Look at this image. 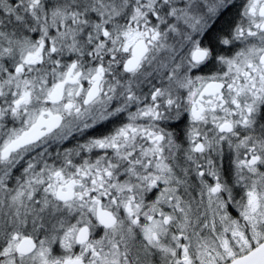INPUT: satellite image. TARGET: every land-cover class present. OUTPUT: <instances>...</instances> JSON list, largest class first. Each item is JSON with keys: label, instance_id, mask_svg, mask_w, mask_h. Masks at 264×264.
<instances>
[{"label": "snow or ice", "instance_id": "obj_1", "mask_svg": "<svg viewBox=\"0 0 264 264\" xmlns=\"http://www.w3.org/2000/svg\"><path fill=\"white\" fill-rule=\"evenodd\" d=\"M121 8L135 28H113L112 19ZM241 14L249 18L247 29L237 23ZM254 28L264 33V0H248L246 6L237 0H124L110 10L104 0H0V72L8 77L0 80V96L5 86L15 85L9 103L12 116H18L32 102L35 87L23 74L50 61L53 80L44 89L46 101L56 104L68 95L64 110L79 116L82 110L72 97L83 94L84 104L90 105L101 95L108 71L103 61L109 54L115 59V50L108 47L116 43L109 39L113 31L126 38L125 51L131 48L123 68L135 73L153 46L175 50L169 37H199L191 55L200 62L219 33L234 29L237 37L255 38ZM260 38L264 42V35ZM64 51L70 54L64 57ZM81 57L94 58L87 76ZM219 58L236 72L228 85L232 106H225L224 85L216 81L193 101V121H204L206 112L217 109L225 115L212 117L218 130L214 138L201 139L196 129L189 132L188 166L174 165L164 154L163 130L134 123L138 116L159 117L151 105L138 112L113 105L114 112L98 117L105 124L85 123L90 132L76 149L95 159L85 155L73 165L76 149H65L64 164L75 169L70 175L46 159V150L34 157L27 151L61 126L59 111L41 108L29 115L26 127L12 128L0 141V264H130L128 240L135 237L143 253L141 264H264V132L252 131L257 113L264 114V47L251 45L235 57ZM39 79L42 86L49 84ZM128 85L127 100H138L132 81ZM165 91L153 87L151 100L158 101ZM205 95L213 98L204 102ZM245 96L250 99L242 100ZM5 114L0 107V119ZM140 134L147 144L137 153ZM173 144L169 140V147ZM213 149L215 155L203 160L193 155ZM112 154L124 163L108 159ZM104 197L126 220L104 204ZM85 211L91 219H85Z\"/></svg>", "mask_w": 264, "mask_h": 264}, {"label": "clouds", "instance_id": "obj_2", "mask_svg": "<svg viewBox=\"0 0 264 264\" xmlns=\"http://www.w3.org/2000/svg\"><path fill=\"white\" fill-rule=\"evenodd\" d=\"M124 0H104V3L109 6V10L112 5L120 7ZM131 3V0H129ZM238 4L243 3L245 6L248 0H237ZM243 13V8H241ZM257 21L260 18L256 17ZM237 23L242 24L247 29L249 24V18L241 14L237 18ZM113 28L119 25L121 29H126L129 24L135 28L136 24L131 22L128 18V13L125 9L121 8L119 16H114L112 19ZM141 31L144 30L143 22L140 25ZM254 31L258 32L255 38H250L246 34L243 37H237L235 30L221 32L216 37L214 47L209 51L208 57L204 61H195L192 59V49L194 47L195 39L199 37H193L192 40L184 39L181 36H175L173 39L169 37L168 43L175 46V50L161 49L153 46L148 53L143 65L139 71L135 73L127 72L123 68V64L131 57V48L128 51L124 50V43L126 38L119 32L113 31V35L109 38L115 40V44H109V48L115 50V59L109 54L103 61L105 64L106 72L103 83L102 93L93 104H84V95L73 96L77 103V106L81 108L82 112L79 116L73 110L71 113L64 110L63 105L68 102L69 96L65 95L64 99L59 103L52 104L45 99V88L51 86L53 80V64L49 61L43 65L32 66L28 71L23 74V78L33 80L35 87L33 89L32 102L21 108L18 116L13 117L10 111L11 104L9 101L13 98L11 93H16L17 89L15 85L9 87L5 86V95L0 96V107L6 111L5 117L0 119V141L12 128H24L26 127V121L29 119V115L35 116L41 108H52L54 111H59L64 119L59 128L53 130L50 134L40 140L39 144L33 145L32 148L27 151L34 157L37 152L47 151L48 156L46 159H50L52 162L57 163L58 167H63L65 175H70L74 172L73 166L64 164L65 149L74 148L79 144H83L87 139L89 129L84 128L85 123L89 124H105V121L98 119L100 114L109 113L110 110L114 112L113 105L126 107L127 110L132 112H138L144 109L147 105H151L154 110L158 111L159 117L152 116H138L134 121L138 126L144 128H151L156 132L163 130L165 140L163 141V147L165 148V155L169 158V161L174 165L188 166L189 162L185 157L190 152L191 140L189 138V132L192 129H196L200 133V138L204 137L214 138L218 135V130L212 123L213 115L224 116L225 113L220 109H217L215 113L208 111L205 113L206 120L193 121L191 119L190 110L194 100H199V93L209 83L216 81L222 82L224 98L228 103L226 107H231V92L228 85L233 82L236 72L233 69L229 71V67L224 60H221L220 56L235 57L237 52L248 49L251 45H257L264 47V42L261 41V35L259 30L254 28ZM228 41V43H225ZM204 46L210 47L205 44ZM107 51V50H106ZM70 53L64 51L63 56L67 57ZM19 59L18 56L15 57ZM81 69L84 71L85 76L88 75V69L94 68L93 59L85 60L81 57ZM175 60V63H173ZM179 65V67H176ZM63 69V64L57 66V70ZM44 77L49 81L48 85L42 86V81L39 79ZM7 72H0V80L7 79ZM132 81V91L138 97V100L129 102L127 100L129 85L128 82ZM238 83L240 81H237ZM81 84L85 88L88 84L84 79L81 80ZM160 86L166 91L159 97L158 101L154 102L150 98V91L153 87ZM79 85L69 84L68 88H77ZM195 93V95H192ZM171 98L173 103L168 104V99ZM208 95L203 97V101L207 102L212 99ZM242 100H249L250 97H241ZM27 109V112L24 109ZM127 110L124 115L127 117ZM264 114L257 113V123L252 131L256 135H260L264 132V119L261 116ZM97 119H93V118ZM127 122V120H125ZM70 126V127H69ZM114 127V126H111ZM64 136L63 140L59 139L60 136ZM169 140L174 141L172 147H169ZM141 144H147L144 136L139 135V138L135 141V151L139 153ZM227 151V149H226ZM59 152V156H57ZM21 155H25L21 153ZM91 157L90 153H83L79 149H76L71 154L73 165L81 163L84 157ZM103 155V154H102ZM198 155L201 160L205 156L215 155V149L212 153L193 154ZM15 158V157H14ZM108 159L116 160L115 154L108 156ZM117 163L123 164V161L116 160ZM120 173H123L121 168ZM135 182V180L133 181ZM118 199H123L119 193H114ZM103 202L106 206L112 208L114 211L120 213L121 217L126 220L120 209H117L111 204L107 197L103 198ZM147 203V201H146ZM76 214L75 212L73 213ZM85 219H91L87 211L84 212ZM75 222V221H73ZM96 229L94 228V232ZM140 246V240L138 237L130 238L128 240L129 247V260L130 264H141L143 259L142 251H138ZM137 257L141 259L138 260Z\"/></svg>", "mask_w": 264, "mask_h": 264}]
</instances>
